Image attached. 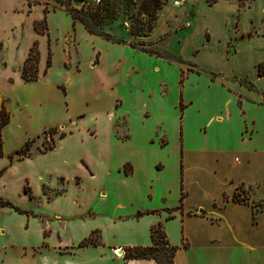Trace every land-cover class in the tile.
<instances>
[{
    "label": "crops",
    "instance_id": "1",
    "mask_svg": "<svg viewBox=\"0 0 264 264\" xmlns=\"http://www.w3.org/2000/svg\"><path fill=\"white\" fill-rule=\"evenodd\" d=\"M174 1L176 0H169L160 11L157 23L145 42L148 47L169 52L163 47L159 48L158 44L173 33H186L189 36L195 32L196 27H200L203 35L200 47L202 49L192 50L193 55L187 58L190 60L186 61L180 55L169 52L180 57L183 64L148 55L130 48L127 44H115L91 35L80 23L74 22L63 8L49 11L47 6L50 4L42 0H0V53L4 49L3 44L8 42L15 57L14 62H0V73H5V86L9 89L26 90L29 92L27 99L34 105L41 106L45 101L43 81L54 68V45L58 43H61L63 68L74 67L77 70L81 42L88 44V64L91 70L100 74L98 81L101 84L124 87L126 80L136 78V75L140 76L143 84L148 77L153 79L160 71L170 70L171 64L180 68L182 80L181 83L179 80L181 160L177 179L170 167L173 153L164 139L154 140L148 136L141 142H136L127 134L128 121H121L120 130L118 119L110 113L105 122V134L101 136L97 131L91 133L94 136L92 148L88 158L80 161L83 174L73 179L77 186H81L83 178L90 183L88 196L97 205V211L89 214L93 224L88 226L83 219L85 216L73 213V216H69L73 221L71 229L48 228V235L43 238V248L55 253L56 257L42 264H90V260H95L94 258L100 264H155L146 260H125L124 254L129 248L150 247V229L157 224L162 225L168 243L177 249L173 264H264V213H259L256 222H253L251 207L231 199L240 185H244L246 191L248 187L251 188L249 194L252 200L264 199V144L257 148L253 142L254 122L249 121V128L245 124L247 142L238 152L240 158L234 157L231 160L233 152L225 149L220 152L228 161H223L217 167L218 175L216 171L211 172L210 152L202 149L196 154L201 158L200 164L195 165V168L201 169V173H195L200 174V177L192 178L194 173L185 165L181 141V120L186 108L182 99L184 72L181 69H185L184 65L187 64L195 70L185 71L200 75L196 68L201 65L200 58L212 59L214 62L217 55L216 58L221 60L220 66L230 65V70L225 71L226 73L211 67H205L209 71L203 72L208 74L211 82L219 84L229 93H235L240 108L244 102H248L264 109V103L254 97L260 87L259 82L264 81V76L258 75L259 66L264 68V59L257 61L255 65L256 80L251 78L249 81L247 76H243L244 73L237 74L241 78L232 73L234 65L240 60V49L235 48V51H228L220 56L210 49L214 43H225L229 39L235 43L236 37L248 42L258 37L264 38V30L260 33L253 31L255 24L264 21V0L244 1L246 6L242 5L241 0H183L179 7L172 5ZM253 10H259V14L250 15ZM247 16L253 25V30L249 33L238 29L242 18ZM36 24H39L41 31L35 28ZM180 26L185 27L179 29ZM229 27L233 30L231 35L227 32ZM215 30H222L221 37ZM34 46L38 52L37 80L26 82L22 78V70ZM49 56L51 64L47 67ZM110 73L116 74L112 80L107 78ZM241 80L245 81L242 83ZM259 90L264 93L263 88ZM9 96L5 87L0 86V105L4 103L6 106L10 101ZM121 105L120 103L117 106ZM228 120V114L216 117V121L221 124ZM40 130L43 134L48 129L44 126ZM124 168L129 171L128 174L124 173ZM61 181L64 178L61 177ZM27 187L29 188V184ZM24 194L29 198L28 194ZM11 204L25 213L19 214L8 207H0V210L12 211L13 216L17 217L18 226L22 227L28 212ZM170 210L174 211L168 214L167 211ZM93 232L98 236L99 245L78 247ZM5 233H8L7 229L0 224V236ZM20 233L29 235L27 231ZM16 243L25 245L31 242H10L0 251L5 252ZM116 250L117 256L114 254ZM118 250L122 251L121 255ZM82 253L92 258L80 259L79 254ZM247 254L251 255V260L242 261Z\"/></svg>",
    "mask_w": 264,
    "mask_h": 264
},
{
    "label": "rangeland",
    "instance_id": "2",
    "mask_svg": "<svg viewBox=\"0 0 264 264\" xmlns=\"http://www.w3.org/2000/svg\"><path fill=\"white\" fill-rule=\"evenodd\" d=\"M42 1L50 4L47 6L49 11L63 8L54 0ZM88 1L71 0L70 7L77 10L92 9L86 6ZM105 1L102 0V3ZM107 1L115 5L113 10L116 16L114 19L104 21L103 29L115 37L124 38L127 43L149 48L145 40L150 33L148 36L139 35L140 33H136L135 29L139 27L145 32L147 24L154 19L156 24L160 11L169 0H160L161 8L152 18L142 11L141 0ZM244 1L247 0H241L242 5L246 6ZM100 14L103 12L100 11ZM258 14L259 10L250 13V15ZM240 23L238 29L241 28L246 33L253 30L249 16L242 18ZM183 27L185 26H180L179 29ZM227 30L228 35L233 33L232 27ZM263 30L264 21L255 24L253 31L260 33ZM194 31L189 36L186 33H173L164 42L159 43L158 47H163L188 61L190 59L187 58L193 55L192 50L200 48L202 44L201 28L196 27ZM215 32L220 37L223 34L222 30ZM68 40L71 41V38ZM229 40L221 44L214 43L210 49L219 56L228 51L233 52L235 48L240 49L242 52L240 60L234 65L232 73L236 74L237 78H241L237 74L244 73L243 76H247L249 81L251 78L256 80L255 65L257 61L264 59V38L258 37L248 42L246 39L241 40L236 37L235 43ZM3 45L0 62H14V52L9 43L5 42ZM54 47L56 50L54 68L43 81L45 101L41 106L29 102L27 99L29 92L26 90L9 89L5 86V73H0V86H4L5 91L10 95V101L6 106L11 115L9 123L3 129V151L6 155L0 158V166H3L0 168V200H8L28 212L26 222L19 227L17 217L13 216L12 211L0 210V224L5 226L8 232L0 236V249L10 242H31L25 245L16 243L5 252L0 251V264H42L55 258V253L43 248V238L48 235L46 230L53 227L71 229L73 221L69 216H73V213L85 216L84 221L88 226H92L93 219L89 214L97 211V205L95 206L88 196L90 183L83 178L80 182L81 186H77L73 179L83 174L80 161L88 158L92 148L94 136L91 133L97 131L101 136L105 134V122L110 113L118 119L120 130H122L121 121L123 119L128 121L127 134L136 142H141L148 136L154 140L164 139L173 153L170 167L173 168L176 179L180 171V68L177 65L171 64L170 70L160 71V74L153 79L148 77L143 84L139 79L140 76L136 75V78L127 79L124 87L116 84L108 86L99 83L100 74L91 70L88 64L90 56L88 44L81 42L78 70L74 67L63 68L61 43ZM216 57L217 55L214 62L208 58L199 59L202 62L196 68L200 75L190 74L195 69L187 64L184 68L190 72L181 69L184 72L182 99L183 104L186 105L181 120V141L185 165L194 174L201 173V169L195 168V165L200 164L201 158L196 154L202 149L210 152L211 172L216 171L217 175L219 173L217 167L223 161H228L220 155L223 149L233 152L231 160L234 157L240 158L238 152L247 142L244 127L246 124L249 128L251 120L254 122V144L257 148L263 147L264 144V109L248 102L243 103L245 108L243 106L240 108L235 93H229L219 84L211 82L208 74L203 72L207 70L205 67L222 70V73L230 70V65L220 66L221 60ZM115 76L116 74L110 73L107 78L112 80ZM259 84L260 87L256 86L264 89V81ZM259 89L256 90L254 97L264 103V93ZM189 102L191 105H188ZM120 103L122 105L117 106ZM226 114L229 115L227 122L221 124L216 121L217 116L224 117ZM44 126L47 129L57 127V133L66 135L62 140L58 139V134L53 136L55 148L47 154H41L39 151L41 144L51 143L48 136L41 134L40 128ZM28 140H34L30 157L10 163L9 157ZM12 164L14 165L10 167ZM194 174L191 175L192 178L200 177V174ZM61 177L64 181H61ZM76 182L79 183L78 180ZM27 184L32 196L29 197L30 199L23 190ZM58 194L62 195L58 196ZM20 231L22 233L27 231L29 235H23ZM93 238L98 239V236L95 235ZM79 258L89 260L92 256L82 253L79 254ZM251 258V255L247 254L242 261L246 259V262H249ZM94 259L90 260V264H100L96 258Z\"/></svg>",
    "mask_w": 264,
    "mask_h": 264
},
{
    "label": "trees",
    "instance_id": "3",
    "mask_svg": "<svg viewBox=\"0 0 264 264\" xmlns=\"http://www.w3.org/2000/svg\"><path fill=\"white\" fill-rule=\"evenodd\" d=\"M54 1L63 7V10L66 12L67 15L71 17V19L74 22L80 23L84 27V29L91 35L103 38L115 44H122V45L127 44L130 48L146 53L148 55H155L162 59L171 60L176 63H181V64L184 63V61L180 57L172 55L169 52H165V51L161 52L154 47L146 48L143 45L138 47L137 44L135 43H127L124 38L115 37L113 34L105 31L103 29L102 23L111 18L114 19L116 16V12H114L113 10L115 8V5L110 4L107 0L103 3H102V0H100V3L98 5H92L90 1H88V4L86 6L92 9H86V10L84 9L77 10L75 8H71L70 7L71 0H54ZM84 4L85 2L82 3V6H84ZM90 4L94 7H92ZM140 6H141L142 11L147 16L152 18L154 13L159 8H161V3H160V0H141ZM100 11L103 12V14H100ZM155 20L156 19H154L153 21H150V23L147 24L145 28V32L139 27L135 29V32L136 33L139 32L140 33L139 35L148 36V34L151 33L153 28L155 27V23H154ZM38 25L39 24H36L35 26L37 30L39 29ZM39 31L41 30L39 29ZM37 62H38V52H37L36 46H34L30 50L29 55L25 61V64L22 70V78L26 82L37 80ZM50 64L51 62H50V56H49L48 61H47V67H49ZM258 75L264 76V68H262V66H259ZM241 81L243 83L245 80H241ZM181 82L182 80H180V83ZM245 86L251 88V86H248V85H245ZM182 109H183L182 106H180L181 111ZM10 118H11L10 112L6 108L5 104L2 103L0 105V158L4 156L3 129L9 123ZM43 134L49 137L51 143L48 145L41 144V148L39 150L41 154H45L49 151H52L55 148V142L53 140V136L58 134V139H63L65 137L64 133H57V128L55 127L49 128ZM33 142L34 140H28L27 142H25L23 146L17 149L13 153V155L9 157L10 163L15 160L20 161V160L29 158ZM124 173L128 174L129 171L126 170V168H124ZM250 190H251L250 187H248L246 191L245 186L240 185L239 187L236 188L231 199L233 202L249 205L252 209V220L253 222H256L257 215L259 213H264V199L258 200V201L252 200L249 194ZM24 192L28 194L30 198H32L28 187L24 188ZM181 198H182V195H181ZM0 205L3 207L11 208L19 214L25 213L19 210L17 207L13 206L8 201L0 200ZM173 211L174 210H170V211H167V213L171 214ZM150 213H153V212H150ZM95 235H97L96 232H93L86 239H84L78 245V247L99 245L97 238H93ZM150 238L152 242V245L150 247H134V248L126 249L125 254H124V259L125 260H136V261L137 260L153 261L155 264H173V259H174L177 249L168 243L161 224H157L150 229Z\"/></svg>",
    "mask_w": 264,
    "mask_h": 264
},
{
    "label": "built area",
    "instance_id": "4",
    "mask_svg": "<svg viewBox=\"0 0 264 264\" xmlns=\"http://www.w3.org/2000/svg\"><path fill=\"white\" fill-rule=\"evenodd\" d=\"M92 5H98L100 0H89ZM183 3V0H176L172 3L174 7H179ZM114 254L117 256V250L114 251Z\"/></svg>",
    "mask_w": 264,
    "mask_h": 264
},
{
    "label": "water",
    "instance_id": "5",
    "mask_svg": "<svg viewBox=\"0 0 264 264\" xmlns=\"http://www.w3.org/2000/svg\"><path fill=\"white\" fill-rule=\"evenodd\" d=\"M199 213L201 214L202 212L200 211ZM118 254L121 255L122 254V251L121 250H118Z\"/></svg>",
    "mask_w": 264,
    "mask_h": 264
}]
</instances>
